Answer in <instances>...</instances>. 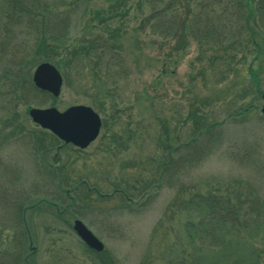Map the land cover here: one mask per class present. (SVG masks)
Masks as SVG:
<instances>
[{
	"label": "rangeland",
	"instance_id": "rangeland-1",
	"mask_svg": "<svg viewBox=\"0 0 264 264\" xmlns=\"http://www.w3.org/2000/svg\"><path fill=\"white\" fill-rule=\"evenodd\" d=\"M44 1L62 6L71 0ZM76 1L79 6L66 17L73 41L103 35L98 20L93 19L95 25L91 27L90 16L96 10L101 11L100 8L106 10L108 4L96 0ZM174 1L179 15L182 7L195 10L204 3L211 4L210 10L214 8L217 13L232 0ZM256 1L247 0L251 11ZM125 9H129V14L109 21L121 38L122 50L116 53L122 63L111 70L100 63L86 72L89 79L96 77L97 89H90L89 84L78 88L73 70L58 67L63 84L57 98L47 93L51 99L45 100V104L6 105L0 81L1 164L19 173L27 187L54 192L64 203L57 207L38 198L25 210V226L35 247L28 263L181 264L189 260L188 253L195 252L201 255L202 264H216L213 261L216 258L224 260L221 264H232L233 258L228 257L232 252L235 256L242 255L246 264L252 259L255 264H264L263 229L241 231L235 238L229 234L225 238H231V247L222 246L220 250L219 245L214 248L207 236L205 212L196 208L197 199L193 201L192 211H182L177 206L182 199L179 189L184 186L203 188V194L219 189V195L228 187L239 190L246 186L253 192L251 198L264 205V117L260 113L261 99H252L251 95V88L264 90V36L257 35L253 44L246 47L241 35L238 39L227 36L223 54L217 46L207 48L208 51L202 49L192 39L186 40L182 49L175 50V39L141 26L150 12L147 0H124V6L118 11ZM101 15L106 16L102 12ZM258 24L250 20L249 29L259 30ZM214 55L223 56L221 62H225L211 70ZM38 64L28 65L29 79L32 80ZM260 68L263 70L259 72ZM107 74L111 77L107 78ZM75 105L88 106L99 115L100 133L79 155L73 153L76 149L73 146L58 151L60 159L56 167L61 170L55 180L46 171V164L53 162L55 151L43 159V151L36 149L32 131H45L31 122L28 109L53 107L62 112ZM246 108L248 111L240 116L226 119L229 113ZM193 113L203 117L207 124L216 123L213 133L195 143L192 158L201 157V160L188 171L166 177V183L163 180L160 186L155 185L153 180L159 164L156 161L168 155L163 147L177 148L191 138ZM44 138L48 140L47 136ZM179 150L173 154L174 159L188 152ZM245 153L248 158H244ZM61 177L67 180V185H62L64 191L67 186L70 189L65 196L57 193L56 182ZM74 180L94 183L101 194L110 195L113 190L127 192L138 202H128L118 194L102 202L93 191L81 200L79 191H73L78 188ZM144 187H149L148 193L139 196ZM68 198H74L70 207L65 206ZM257 215V221L262 222L263 216ZM74 219L81 220L103 244L101 253L91 251L79 240L72 230ZM187 221L194 224V232L196 224H204L205 246L201 247L194 238L188 239L184 230ZM9 228L13 233V227ZM9 252H13L12 248ZM2 257V264L10 263Z\"/></svg>",
	"mask_w": 264,
	"mask_h": 264
},
{
	"label": "trees",
	"instance_id": "trees-1",
	"mask_svg": "<svg viewBox=\"0 0 264 264\" xmlns=\"http://www.w3.org/2000/svg\"><path fill=\"white\" fill-rule=\"evenodd\" d=\"M96 1L105 2L108 5L106 10L100 8L101 11L96 10L91 13L90 24L93 27L95 24L92 20H98L99 25L103 27L104 34L95 35L89 39L82 37L73 41L71 27L67 24L68 18L66 17L79 6V2L76 0H71L65 5L62 4V6L52 5L44 0H0V81L2 84L1 94L4 96L6 105L21 103L24 106H30L45 104V100L50 101V96L37 90L32 80L29 79L30 70L28 65L33 66L40 62H49L56 64V68L69 67L74 72L72 76L78 88L89 84L90 89H97V84H95L96 77L89 79L86 76L89 69L92 71L93 66H99L100 63L106 70L117 69L120 66L122 59L116 51L122 50L119 42L121 38L118 37L117 30L111 27L112 24L109 21L114 18L125 17L129 14V9L122 12L118 11L119 8L124 6V0ZM166 1L147 0L150 12L141 26L146 25L154 31H159L158 34L161 36L175 39V50L182 49L186 44V40L192 39L202 49L206 48L208 51L209 48L217 46L218 52L223 54L225 49L222 46L229 37L238 39L241 35L244 38L243 43L246 47L247 44H253V40L257 35L264 36V0H257L252 11L247 0H232L217 13H215L214 8L210 10L211 4L204 3L195 10L182 7L183 10L179 15L175 8L176 1ZM215 1L221 3L222 0ZM62 7H64V10H60L63 9ZM101 12L106 16H102ZM250 20L254 24H257V21L259 22V30H256L257 28L249 29L248 23ZM227 36L229 37L227 38ZM20 38L24 39L20 41ZM233 44H236V42ZM259 54L260 52H258ZM114 55L117 56V59L114 58ZM222 57L213 56L214 61H212L211 70L218 65H224L225 61L221 62ZM5 58L7 59L4 60ZM2 62L4 63L2 64ZM258 70L260 72L263 69ZM109 74H107V78L111 77ZM101 81L99 82L100 85ZM252 89V99H261L262 91L259 88L258 90ZM247 111L246 108L237 111V113L235 112V114L229 113L226 119L238 117ZM192 115L194 119L189 134L191 138L177 148L169 145L163 147L168 155L162 161H156L159 164L153 180L155 185L160 186L163 180L166 183V177L174 172L181 174L183 171H188L194 163L201 160V157L192 158L195 143L198 142L199 138L213 133L216 123L207 124L203 117H198L194 113ZM262 116L264 117V115ZM32 134L36 137V149L43 151V159L51 151H55L52 157L53 162L46 164V171L52 174L53 179L57 180L61 170L56 167L60 159L58 151L60 149L68 150L67 146L71 145L61 143L47 131H32ZM44 136H47L48 140ZM179 149L188 150V152L184 154V157L180 156L174 159L173 154L181 151ZM81 151L83 150L75 149L73 153L79 155ZM204 152L206 153V149L202 152V155H205ZM247 156L245 153L244 158H248ZM10 171L14 172L13 169L0 162V264H2V256L8 259L9 264H25L24 257L29 253V247L32 245L29 232L25 226V210L38 198L48 200L57 207L64 205V203L59 199L58 194L56 195L54 192L36 188V186L27 187L20 178L19 173ZM78 182V180H74L73 184H76L75 187L78 188L73 189V191H79V199L81 200H85L90 191H93L98 196L97 200L102 202L117 194L120 196L119 198L128 202H138L136 198L127 192L113 190L110 195L101 194L94 183L89 184L87 180ZM56 183L57 193L65 196L69 188H67L68 186L65 187L64 191L62 185H67V180L61 177V179L58 178ZM226 189L221 195L218 194L220 193L219 189L214 190L216 194L212 191L203 194L205 191L203 188L184 186L179 189L178 195L182 199L177 202L180 210L189 211L192 208L193 201L195 202V199H197L196 208L205 212L203 213L208 225L207 236L214 248L219 245L220 247L217 248H220V250L222 246L231 247V238L230 240L225 238L229 234L235 238L239 237L241 231L251 230V232H254L258 228L264 230V220L259 223L257 221L258 215L256 216L257 213H260L259 216L264 218V215H262L264 214V205L257 204L258 202L251 198L253 192L250 191V187L241 186L239 190L232 187ZM142 191L139 196L146 195L149 187H144ZM67 200L69 201L65 203V206L69 204L70 207L74 198L73 200L72 198ZM49 208L51 209L50 206ZM193 225L190 221L185 222L184 230L188 239L192 240L194 238L201 247L205 246L203 236L206 234V228L204 224H196L195 232ZM10 226L13 227V233L9 228ZM194 235L197 236L194 237ZM32 247L34 246L32 245ZM4 248V252H1ZM9 248H12L13 252H9ZM196 254L195 252L188 253L186 256L189 260H184L181 264H202L199 259L201 255ZM228 257L233 258H231L232 264L247 263L244 257L239 254L235 256L231 252ZM213 261L216 264L224 262L219 258ZM248 263L255 264L253 259L249 260Z\"/></svg>",
	"mask_w": 264,
	"mask_h": 264
},
{
	"label": "water",
	"instance_id": "water-1",
	"mask_svg": "<svg viewBox=\"0 0 264 264\" xmlns=\"http://www.w3.org/2000/svg\"><path fill=\"white\" fill-rule=\"evenodd\" d=\"M32 83L37 90L57 98L63 79L54 65L42 62L33 71ZM261 101L260 113L264 115V90L261 93ZM28 116L31 122L41 130L49 132L63 144L71 145L79 150L86 149L98 138L102 125L99 115L92 108L84 105L71 106L62 112L53 107H31L28 109ZM72 230L88 249L96 253L103 251V244L81 220H73ZM34 251L35 248L31 245L29 253L24 257L25 264H29L28 258Z\"/></svg>",
	"mask_w": 264,
	"mask_h": 264
}]
</instances>
